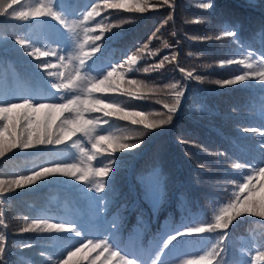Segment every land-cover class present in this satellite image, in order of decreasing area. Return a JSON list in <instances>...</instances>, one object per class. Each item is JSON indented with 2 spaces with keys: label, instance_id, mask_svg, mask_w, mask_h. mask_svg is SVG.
I'll list each match as a JSON object with an SVG mask.
<instances>
[{
  "label": "trees",
  "instance_id": "trees-1",
  "mask_svg": "<svg viewBox=\"0 0 264 264\" xmlns=\"http://www.w3.org/2000/svg\"><path fill=\"white\" fill-rule=\"evenodd\" d=\"M22 2L26 5L42 2L54 10L63 7L68 13V28L49 17L27 22L0 17V98L14 99L32 94L40 99H50L49 93L55 90L49 88L48 81L56 77H47L38 70L36 65L40 61L25 55L15 39L25 38L42 50L55 49L59 52L64 35L73 39L78 36L81 44L87 35L86 51H91L94 44L100 46L101 52L94 56L99 58L102 74L105 69L111 70L112 63L124 60L126 55L137 54L140 57L138 63L132 65L133 68L151 66L165 55L169 57L162 68L148 73L142 69L128 72L129 65L125 63L124 68L112 78L119 81L123 75L126 80H141L148 88L157 90L154 94L141 100L115 93L93 94L104 96L106 102L108 99L116 100L121 106H126V110H143L149 119H158L156 113L167 111L164 103H174L171 84L181 85L185 95L181 104L182 114L178 113L171 124L156 130H147L142 125H132L115 117H103L102 112L86 113V118H97L98 131L127 138L124 142L139 145L136 149L117 150L109 155L104 151L107 142L101 141V150L96 152L91 149L88 138L82 132H77L55 149L42 146L7 152L0 157V179L10 180L30 174L33 170L51 165L53 161L96 167L98 162L106 164L108 159H119L115 177L117 194L105 215L120 212L126 217L119 242L124 251L132 255L149 249L161 229L179 227L182 222L213 221L219 207L235 191V182L242 178V174L230 165L234 161L254 162L253 157H259V138L255 133H244L242 129L264 127V92L257 81L225 87L214 81L251 71L242 65L220 67L221 60L247 55L248 51L256 53L253 56V60H256L259 53L264 51V36L259 34L264 28V0H211L214 8L210 10L198 6L208 0H169V4H164L163 0H146L148 9L143 13L105 9V0H63L62 4L61 0ZM97 3L100 5L97 9L99 14L81 25L80 18ZM197 20L200 22L197 23ZM225 21L229 22L230 27L238 25L240 43H234L231 38L215 39L224 30ZM97 22L106 27L118 25L112 28V33L121 35L113 39L111 33L105 32L100 41H93L91 37L100 34L99 30L85 33L83 29L88 25L95 27ZM70 28L74 32H70ZM165 42L170 47L164 48ZM145 44L147 48L141 52ZM61 54L65 55L63 62L57 61L54 56L40 59L57 64L59 70L67 75L79 65V60L68 59L70 55L80 54L78 44L71 51L64 49ZM173 55L176 56L175 60L171 59ZM84 59L86 63H91ZM181 67L192 71L194 76L202 77L204 82L187 78L185 73L179 71ZM96 74L92 72L89 75ZM143 91L147 96L146 90ZM59 95L56 93V96ZM81 95L86 96L87 93ZM60 118L57 116V123ZM103 120L110 123L104 124ZM5 139L9 140L7 134ZM181 139L189 143H180ZM85 147L95 156L93 161L81 155L80 149ZM215 153L226 155L217 156ZM154 168L167 178V197L156 212L144 199L138 179L141 174ZM253 187L257 189L255 198L264 200V178L257 179ZM86 188L91 191L86 192ZM107 192V186L105 192L101 193L95 191L94 185L55 178L0 195V210L6 213L8 224L7 229L0 226V232L8 237L7 249L11 253L12 264H54V259L61 254L66 243L62 239L64 234L24 233L23 227L34 218H48L50 222L90 221L89 197L104 196ZM99 231L102 229L98 225L90 223V234ZM221 234L217 231L183 238L184 241L175 245V250L170 251L164 260L166 264H173L183 258L189 264H201L196 258L197 254H206L219 242ZM24 243H31L32 247L24 248ZM224 247L227 249L228 264H248L249 261L264 264V259L257 258L258 253L264 251V218L249 214L238 217L228 229ZM96 255L97 252L86 249L73 257V264L80 261L88 264V260ZM48 257H53V260ZM103 261L104 256H101L96 264ZM112 264H116V261L113 260Z\"/></svg>",
  "mask_w": 264,
  "mask_h": 264
},
{
  "label": "snow or ice",
  "instance_id": "snow-or-ice-1",
  "mask_svg": "<svg viewBox=\"0 0 264 264\" xmlns=\"http://www.w3.org/2000/svg\"><path fill=\"white\" fill-rule=\"evenodd\" d=\"M163 2L169 4V0H163ZM62 3L63 0H61ZM169 6L171 7V5ZM198 6L204 10H210L214 8V3L208 0V2L200 3ZM99 7L100 5L97 3L91 8V11L82 16L80 18L81 25H83V21L98 15L97 9ZM103 7L105 9H123L127 12L141 13L148 9L146 0H105ZM67 16L68 13L65 12L63 7L54 10L53 7L46 6L42 2L36 5H26L22 0H0V17L3 18L27 22L49 17L68 28ZM196 22L199 23L200 21L197 20ZM115 27H118V25L106 27L97 22L95 27L88 25L83 30L85 33H94L99 30L100 34L92 36L91 39L100 41L105 32L111 33L113 39H118L121 34L112 33V28ZM69 31L74 32V29L70 28ZM259 34L264 36V28L260 30ZM222 38H231L234 43H240L238 25L230 27L229 22L225 21L224 30L215 37L216 40ZM62 40L63 43L58 52L55 49L42 50L41 47L25 38L15 39V43L24 49L25 55L40 61L36 65L38 70L43 71L47 77H56V79L48 81L49 88L55 91L49 93L50 99L47 100L40 99L32 94L14 99L0 98V157H4L12 149L27 150L41 148L42 146H51L55 149L56 146L63 145L66 139L77 132H82L84 137L88 138L91 142V149L96 152L101 150V141L107 142L104 151L109 152V155L117 150H133L138 148L139 145L124 142L127 138L113 137L103 134L102 130L98 131L96 128L97 118H86V113L102 112L103 117H115L120 121H129L132 125H142L147 130H156L169 125L176 115L181 113L182 98L185 92L182 90V86L176 83L170 85L171 89L174 90V103H164L163 107L167 111L166 113H156L158 119H149V116L143 110H126V106H121L120 102L116 100L108 99L106 102L104 96L93 95L94 93H115L136 100L148 98L157 90L148 88L143 81L135 78L126 80L123 75L120 76L119 81H113L112 78L118 70L124 68L125 63L129 65L128 72H138L142 69L143 72L148 73L154 69L162 68L164 61L169 60L167 55L158 63L151 66L142 65L141 68L132 67L140 59L137 54L126 55L124 60L112 63L111 70L105 69L104 74H102L98 65L99 58L94 56L95 53L101 52L100 46L94 44L91 51L84 50L85 44L89 40L87 35H85L82 44L79 43L78 36L73 39L71 36L64 35ZM76 44L79 46L80 54L70 55L68 59L70 61L73 59L79 60V65L67 75L59 70L57 64L47 59H40L41 57L54 56L57 61L63 62L65 55L61 52L64 49L71 51ZM163 47L168 48L170 45L165 42ZM145 48H147L146 44L140 51L143 52ZM150 54L155 55L156 53ZM254 55H256L255 52L248 51L247 55L221 60L219 62L220 67L242 65L251 71L236 74L233 78L223 81L216 80L214 83L225 87L255 80L262 86L261 91L264 92V51L259 53L256 60H253ZM84 58L90 60L91 63H86ZM171 59L175 60L176 56L173 55ZM52 69H56V71H51ZM179 71L185 73L189 79L194 78L201 83L204 82L202 77L194 76L190 70L186 71L181 67ZM92 72L97 74L90 76L89 74ZM143 90H146L147 96ZM84 92L87 93L86 96L81 95ZM56 93H60V95L56 96ZM64 113H67V115H64ZM57 116L62 117L58 123ZM103 123L109 124L110 122L109 120H103ZM242 131L244 133H255L259 138L257 147L259 157H253L254 162L241 163L234 161L230 165L232 169L238 170L242 174V178L235 182V191L232 192L231 198L219 207L214 220L209 222H182L179 227L161 229L154 237L155 243L139 255L129 254L120 246V236L126 217L120 212L111 216L105 215L109 212V205L117 194L115 177L118 172L119 159H108L106 164L98 162L96 167H92L91 164L53 161L51 165L33 170L30 174L19 175L10 180L0 179V195L27 186H35L38 181L55 178H65L70 182H84L87 185H94L95 191L101 193L105 192L107 186L108 192L104 196L89 197L90 221L72 222L65 220L50 222L48 218H34L23 227L22 232L24 233L64 234L62 239L66 243L61 254L54 259V264H73V257L86 249L97 252L96 256L88 260V264H96L101 256H104L102 264H112L113 260L116 261V264H166L164 257L170 251H174L175 245L179 244L180 241H184L183 238L205 233L212 234L217 231L222 233L218 237L219 242L212 246L206 254H197L196 258L201 264H228L227 249L224 247V242L233 221L245 214L264 218V200L255 198L254 193L257 189L253 187L257 179L264 178V127H245ZM6 134L9 140L5 139ZM179 142L189 143L183 139ZM73 143L75 144V141ZM80 152L88 161L95 159V156L86 147L81 148ZM215 155L223 156L226 153H215ZM200 167L207 166L200 165ZM138 179L143 189L144 199L150 203L154 212L158 211L167 197V178L158 169L154 168L141 174ZM85 191L88 192L91 189L86 188ZM105 201H107V204ZM5 217L6 213L0 210V226H2V229L8 227ZM90 223L98 225L102 231L90 234ZM7 242V235L0 232V264H12ZM22 247L30 248L32 244L24 243ZM105 253H108V255L105 256ZM257 258L264 259V251L259 252ZM48 259L53 260V257H48ZM74 264H83V262H74ZM173 264H189V261L180 258L174 261ZM248 264H252V262L249 261Z\"/></svg>",
  "mask_w": 264,
  "mask_h": 264
},
{
  "label": "rangeland",
  "instance_id": "rangeland-1",
  "mask_svg": "<svg viewBox=\"0 0 264 264\" xmlns=\"http://www.w3.org/2000/svg\"><path fill=\"white\" fill-rule=\"evenodd\" d=\"M137 63H138V62H137ZM137 63H136V64H137ZM136 64H135V65H136Z\"/></svg>",
  "mask_w": 264,
  "mask_h": 264
}]
</instances>
